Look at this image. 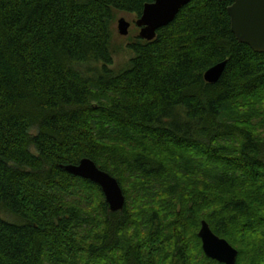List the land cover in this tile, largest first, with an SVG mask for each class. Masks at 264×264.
I'll return each mask as SVG.
<instances>
[{"label":"trees","instance_id":"16d2710c","mask_svg":"<svg viewBox=\"0 0 264 264\" xmlns=\"http://www.w3.org/2000/svg\"><path fill=\"white\" fill-rule=\"evenodd\" d=\"M153 1L0 0V264H225L204 219L264 264V53L231 0H191L114 71L117 13ZM84 157L130 184L121 212L62 168Z\"/></svg>","mask_w":264,"mask_h":264},{"label":"water","instance_id":"95a60500","mask_svg":"<svg viewBox=\"0 0 264 264\" xmlns=\"http://www.w3.org/2000/svg\"><path fill=\"white\" fill-rule=\"evenodd\" d=\"M191 0H154L146 3L141 16L136 20L140 28L139 36L147 41L156 38L160 28L173 22L181 9ZM228 13L231 30L239 42L249 45L255 52L264 53V0H231ZM132 23L125 17L118 19V32L128 36ZM227 60L208 68L204 78L208 83H216L226 69ZM68 173L98 184L106 199L110 212H121L126 204V195L119 180L110 172L100 168L89 157L77 164L62 166ZM205 254L225 264H236L238 250L225 238L216 234L204 219L198 233Z\"/></svg>","mask_w":264,"mask_h":264},{"label":"rangeland","instance_id":"374dc122","mask_svg":"<svg viewBox=\"0 0 264 264\" xmlns=\"http://www.w3.org/2000/svg\"><path fill=\"white\" fill-rule=\"evenodd\" d=\"M121 16H125L131 23L130 33L128 36H123L118 32V19ZM139 17L136 14H129L125 12H118L113 27V38L111 49L114 57V64L112 68L116 72H120L129 66L130 60L134 57V52L129 47V44L133 42L137 36H139L140 28L136 25V20ZM264 132V129H261ZM127 191L130 188V184L127 183L123 186ZM132 195V194H130Z\"/></svg>","mask_w":264,"mask_h":264},{"label":"bare ground","instance_id":"6f19581e","mask_svg":"<svg viewBox=\"0 0 264 264\" xmlns=\"http://www.w3.org/2000/svg\"><path fill=\"white\" fill-rule=\"evenodd\" d=\"M206 72V71H205ZM205 74V73H204ZM96 184V183H95ZM106 200V199H105Z\"/></svg>","mask_w":264,"mask_h":264}]
</instances>
